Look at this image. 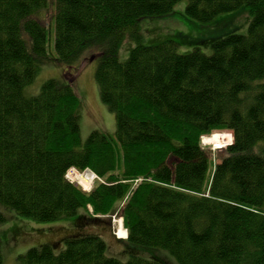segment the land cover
Returning a JSON list of instances; mask_svg holds the SVG:
<instances>
[{
    "label": "trees",
    "instance_id": "obj_1",
    "mask_svg": "<svg viewBox=\"0 0 264 264\" xmlns=\"http://www.w3.org/2000/svg\"><path fill=\"white\" fill-rule=\"evenodd\" d=\"M49 1L0 0V225L10 211L74 217L75 229L63 248L43 242L18 264H166L132 250L125 261L107 255L87 226L116 213L126 241L166 249L181 264H264V0H186L201 22L247 8V33L213 40L211 53H179L172 40L137 43L124 60L125 37L139 40L144 19L182 0H55L51 28L41 16ZM50 40L68 66L97 53L95 78L115 134L82 137L69 80L50 78L29 94ZM214 130H226L218 147L227 146L210 173L213 152L202 136ZM73 167L97 175L90 191L67 178Z\"/></svg>",
    "mask_w": 264,
    "mask_h": 264
},
{
    "label": "rangeland",
    "instance_id": "obj_2",
    "mask_svg": "<svg viewBox=\"0 0 264 264\" xmlns=\"http://www.w3.org/2000/svg\"><path fill=\"white\" fill-rule=\"evenodd\" d=\"M49 3L48 8L43 10L41 16L42 23L51 28V23H54L55 0H50ZM185 7L186 0H182L176 4L171 13L144 19L140 23L141 38L136 40L132 36L127 35L118 50L120 58L122 60L126 59L129 56L131 48L137 43L150 45L160 43L164 40L175 41L178 44L177 51L179 53H188L195 46L200 47L206 53H211V42L213 40L223 38L232 33H247L251 20V14L248 9L242 8L237 11L222 13L210 22H201L189 16L186 13ZM52 44V40H50L49 59L42 64L35 81L30 87L28 86L29 88L27 87L30 92L29 94L38 93L42 84L50 78L69 80L74 84L80 98L77 111L80 115L82 137L86 139L94 130H102L112 135L115 134L117 128L115 113L101 100L99 85L95 78V71L98 64L97 53L93 49L85 52L76 67H72L65 65L57 58L56 53L51 49ZM218 132H226V130H214L202 136V144L208 151L213 152L211 154L212 164L210 173L213 164L218 161V154H221V151L227 145L218 147L219 145L205 143L204 138L211 137ZM73 170L78 171V173H84L86 171L93 173L90 169H85L84 171ZM76 171L71 176H69V172L67 178L81 186L85 191H90L94 187L97 177L95 176L92 179V184L86 186L74 178V174L77 173ZM140 180L138 179V181ZM88 211L90 213L94 212L92 206L88 205ZM9 212L7 213L9 214L7 221L0 225L2 252L4 256L3 264H18V256L20 254L25 253L31 247L39 246L43 242H57L60 244L64 237L75 229V226L72 224L74 217L55 221H39L24 217L16 212L11 214ZM102 219L106 220L87 226L88 230L98 233L89 232L88 230L85 233L100 235L106 242V253L108 256L125 261L129 257V250H132L146 259H150V256H155L166 264H181L166 249L143 248L141 245L132 244L123 239L126 236L119 235L117 232L118 219H122L123 228L121 230H125L123 216L116 213L111 217L105 216ZM63 246L64 241L61 244V248Z\"/></svg>",
    "mask_w": 264,
    "mask_h": 264
},
{
    "label": "bare ground",
    "instance_id": "obj_3",
    "mask_svg": "<svg viewBox=\"0 0 264 264\" xmlns=\"http://www.w3.org/2000/svg\"><path fill=\"white\" fill-rule=\"evenodd\" d=\"M204 142L205 143H211V144H214V145H220V144H222V134L216 133V134H213L211 137H206V138H204ZM74 172L75 171L71 172L69 174V176H71V174L74 173ZM76 172L77 173L74 174V178H76L81 183L85 184L86 186H89L90 184H92L91 181L94 178V175H93L92 172H90V171H88V172L86 171L84 173H78V171H76ZM117 223H118V227H117L118 234L119 235H124V236L127 237V231H126V229L125 230H123V229L121 230V228H123V226H122V219H118V222Z\"/></svg>",
    "mask_w": 264,
    "mask_h": 264
}]
</instances>
